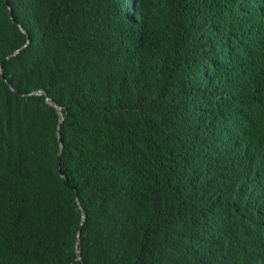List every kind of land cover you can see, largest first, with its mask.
Listing matches in <instances>:
<instances>
[{"label":"trees","instance_id":"16d2710c","mask_svg":"<svg viewBox=\"0 0 264 264\" xmlns=\"http://www.w3.org/2000/svg\"><path fill=\"white\" fill-rule=\"evenodd\" d=\"M249 1L163 0L157 31L114 0H0V264H264V89L229 148L236 79L181 56L190 14L264 26Z\"/></svg>","mask_w":264,"mask_h":264},{"label":"clouds","instance_id":"9594fccd","mask_svg":"<svg viewBox=\"0 0 264 264\" xmlns=\"http://www.w3.org/2000/svg\"><path fill=\"white\" fill-rule=\"evenodd\" d=\"M114 2L116 3V6L126 13H129V7H132L134 12L141 10L140 13H145L154 20L157 31L162 25H164L155 20L154 17V14L161 12V9L163 8L161 3L163 0H114ZM178 5V11L186 12L190 10L189 4L178 1ZM248 7L252 10H259L264 13V3L258 4L254 0H250L248 2ZM190 17L196 26H187L185 28L186 45L182 47L181 52V56L184 57V67L190 70L193 73L194 80L199 79L201 84L205 83L214 70H224L227 72L230 79L234 78L237 81L235 85L237 87L236 99L233 104L234 114L233 116L227 117L228 126L226 127L227 145L231 148L233 146L237 126L242 124L246 127H252L254 124V122L250 121L251 118L249 117V114L251 109L247 106V103L249 96L255 93L246 94V92L251 90L253 86H255L256 91L264 89V26L261 23L252 20L248 21L247 29L242 36L230 30L225 36H221L216 30L214 22L210 21L208 17H194L192 14H190ZM133 20H137V18H134ZM165 26H169L170 29H172L170 24H165ZM207 28L209 30L213 29L209 36L202 34ZM12 54L13 53L10 55ZM35 93H40V91L38 90ZM232 97H234V94ZM46 100L48 101V98H46ZM54 107L59 114L58 106L54 104ZM261 110L264 112V108H261L259 110L257 109L256 114L261 116ZM58 139L59 137L57 136V140ZM58 143L61 145L60 139ZM55 171L62 182L61 177L64 179L65 177L62 175L60 168L59 172L56 168ZM256 172L257 169L253 171L254 176ZM64 186L67 187L66 185ZM73 190L75 191V188ZM78 207L80 209L79 204ZM261 215L262 210L259 209L254 213L253 217L250 213H248L246 217L247 220H255L259 219ZM83 220L84 216L81 215L76 232V241ZM263 225L264 218L258 225V228ZM259 235L264 236V234ZM75 253L78 258L79 253L77 248L75 249Z\"/></svg>","mask_w":264,"mask_h":264},{"label":"water","instance_id":"95a60500","mask_svg":"<svg viewBox=\"0 0 264 264\" xmlns=\"http://www.w3.org/2000/svg\"><path fill=\"white\" fill-rule=\"evenodd\" d=\"M58 141H59V139H58ZM60 155H61V145H59V147H58V149H57L56 157H55V168H56V170H57L58 172H59L58 165H59ZM61 178H62V183H63L64 185H66V186H67L68 188H70V189H74L73 186H70V185L67 184L66 180H65L63 177H61Z\"/></svg>","mask_w":264,"mask_h":264}]
</instances>
